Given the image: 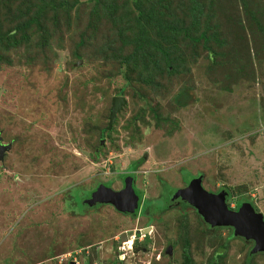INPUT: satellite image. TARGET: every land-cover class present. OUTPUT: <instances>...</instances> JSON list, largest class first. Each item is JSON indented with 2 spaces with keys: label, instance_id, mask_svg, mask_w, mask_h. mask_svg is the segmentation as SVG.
<instances>
[{
  "label": "rangeland",
  "instance_id": "374dc122",
  "mask_svg": "<svg viewBox=\"0 0 264 264\" xmlns=\"http://www.w3.org/2000/svg\"><path fill=\"white\" fill-rule=\"evenodd\" d=\"M96 1L50 11L47 32L34 25L8 52L0 44V56L12 60L0 63V132L11 144L0 159V264H182L185 238L191 264L216 252L226 253L220 264H264V252H250L252 240L209 229L190 207L152 220L85 204L100 182L119 190L125 172L145 203H162V181L177 190L188 172L202 173L209 191H229L231 207L253 200L264 214V0H141L157 9L153 17L210 36H158L178 71L163 62L155 83L137 81L139 65L127 81L120 62L135 47V1ZM9 5L0 1V32L14 26ZM182 88L193 101L180 108L173 97ZM117 95L127 103L108 129ZM145 227L153 232L143 242L136 229ZM169 241L173 256L163 252Z\"/></svg>",
  "mask_w": 264,
  "mask_h": 264
},
{
  "label": "trees",
  "instance_id": "16d2710c",
  "mask_svg": "<svg viewBox=\"0 0 264 264\" xmlns=\"http://www.w3.org/2000/svg\"><path fill=\"white\" fill-rule=\"evenodd\" d=\"M0 1L4 2L5 0H0ZM25 1L27 0H7V3L10 4L9 5L10 8H12V5L16 6L13 9L14 10L13 13L15 14L14 17L16 19H14L13 27H11L7 31L0 32V44L2 45V52L3 51L8 52L10 50L7 47V43L10 45L13 43L15 45H18L19 41H22L24 39L22 37L28 36L29 30L33 28L34 25L38 30L47 32L46 31L47 26H45L44 24L45 22L44 17L48 15L50 11H54L57 14L58 11L56 10L63 9L62 12L65 11L66 13H69L72 7L75 6L76 3H79V0H73V2H71V5L69 6L67 2L68 0L67 1L65 0H29V3H26ZM134 1H135L136 10H137V15H135V22L137 24L138 31L134 33L133 35L131 33L129 37V41L133 42L135 47H134V50H132V52L129 54L123 55L121 53V60H120L122 66L125 68V77L127 81L132 80L133 77L131 78V74L137 71L135 68L137 65L141 67V69L136 74L137 76L136 79L138 82H141L142 80H144L146 82L155 83L156 76L154 75V71H157L159 74L160 70H162L163 68L162 66L163 62H164L165 68H167L169 72L178 71V66H177L178 61L176 60L175 57L172 56V53H170L169 48L164 47L161 44V40L160 38H158V36L170 42L176 36L181 34L179 32H184L185 35H188L189 37L197 41L202 40V39L205 41H208L210 39V36L208 35V29L203 30L199 35L194 36L191 33L192 32L191 27H188L187 29L186 28L180 29V27L176 26L173 23V21L165 20L158 14H157L158 16L153 17V13L156 14L157 9L152 10V9L145 8L142 5L141 0H134ZM97 2L98 0L96 1V3ZM95 13L100 15V11L96 4H95ZM159 13H163L162 8H159ZM197 22L198 21L194 18L193 26H195ZM20 33L22 37H19ZM152 33H155V34H152ZM115 52H118V49ZM158 54H161L160 59L157 58ZM2 60H4V62L8 64L12 63V60H10V58L3 57V55L0 56V63L2 62ZM121 91H123V89ZM192 99H193V95L186 88L180 89L173 97V101L175 105L180 108L186 107L187 105H189ZM156 117L159 118L157 115ZM144 161H145L144 157L139 158L133 161L130 164L129 168L131 170H136L141 164L144 163ZM125 173L121 174L120 178H124L126 175ZM186 173L187 175L191 176V179L195 176L204 177L202 173H199L197 175L188 173V172ZM190 180H187L186 183L189 182ZM162 182L165 183V181H162ZM108 184L111 185L112 183L108 182ZM169 187L170 185L168 183L164 184V189H165L164 194L167 196V198L171 199V196L173 195V193L176 192L175 191L176 189L172 191L171 188L169 189ZM78 189H80L82 193H83V190L86 191V189H83L82 187L81 188L78 187ZM142 193L140 196H143ZM228 196H230V193ZM251 201L253 202V200ZM151 202H152L151 200L147 201L145 203V206L151 204ZM241 202L242 201H238L237 205L240 204ZM228 205L231 207L229 202H228ZM221 227H224V226H216L212 228H221ZM231 235H233L232 230H231ZM190 245L191 244L189 240L185 238L184 245H183L182 264H191L193 261ZM223 247L226 251L227 245L224 244ZM225 254H226L225 252H218V253L216 252L215 255L211 256L208 259L207 264H220L221 260L225 257Z\"/></svg>",
  "mask_w": 264,
  "mask_h": 264
},
{
  "label": "water",
  "instance_id": "95a60500",
  "mask_svg": "<svg viewBox=\"0 0 264 264\" xmlns=\"http://www.w3.org/2000/svg\"><path fill=\"white\" fill-rule=\"evenodd\" d=\"M124 95L113 98L108 129H111L117 114L126 105ZM11 144L3 143L0 132V159H3ZM175 198L187 201L197 209L203 220L211 227L224 226L233 229L234 236H240L253 241L252 254L264 252V214L256 210L252 201H243L238 209L228 205V191L223 189L218 192L209 191L204 187L203 177H193L188 185L178 188ZM87 202L109 203L122 212L134 213L139 208L140 197L134 186V178L128 175L125 186L116 190L111 186L101 183L92 193Z\"/></svg>",
  "mask_w": 264,
  "mask_h": 264
},
{
  "label": "flooded vegetation",
  "instance_id": "af4514ba",
  "mask_svg": "<svg viewBox=\"0 0 264 264\" xmlns=\"http://www.w3.org/2000/svg\"><path fill=\"white\" fill-rule=\"evenodd\" d=\"M127 174L125 175V177H127L128 175H132V174H128L129 172H126ZM131 173V172H130ZM125 177L124 178H121V181H122V187L120 188V189H122L124 186H125ZM133 177H134V186H135V189H136V191L137 192H139L138 194H139V197H142V198H140V202H139V208L134 212V213H129V212H122V211H120V210H118L114 205H112V204H109V203H96V204H92V205H90L88 202H87V200H89V198L91 197V193L90 194H88V196L85 198V204L88 206V207H90L91 209H97V208H99V207H101V206H104V205H110V206H112L113 208H115L116 210H118L119 211V213L120 214H122V215H124V216H131V218H133V219H136L137 217H140V216H144V217H148L149 219H152V220H154V219H158L160 216H162V215H164V214H166V213H168L169 211H171V210H173V209H176V210H179V211H181L182 212V207H190V208H192L199 216H201L199 213H198V211H197V209H195V208H193V206H191L189 203H187L186 201H184V200H182V199H180V198H173L174 197V194L176 193H173V195L171 196V199L170 198H167V196L164 194L165 192H164V184L165 183H167L166 181H165V183L163 182V185H162V193L160 194L161 196H160V199L162 200V203H160L159 202V200H158V202H157V200H156V202H154L155 201V199H154V201L153 200H151L152 202H151V204H149V205H147V206H145V202H144V194L138 189V187L136 186V177H135V175H133ZM100 183H102V182H100ZM99 183V184H100ZM188 183L189 182H185V186L186 185H188ZM104 184H106V185H108V186H111L110 184H108V182H104ZM98 187V185L97 186H95V188H97ZM95 188H93V189H91L90 190V192H92V190H95ZM220 190H223L222 188L220 189ZM220 190H218V191H220ZM88 191V190H87ZM177 191V190H176ZM217 191V192H218ZM141 193L143 194V196H140L141 195ZM228 195H229V193H228ZM229 197V196H228ZM228 199V198H227ZM243 202V201H242ZM241 202V203H242ZM162 205V206H161ZM238 207H239V204L236 206V207H231V208H234V209H238ZM143 211L145 212V215L143 214ZM201 218H202V216H201ZM203 219V218H202ZM204 221V220H203ZM205 222V221H204ZM205 224L207 225V227L209 228V229H214V228H212V227H210V225L208 224V223H206L205 222ZM228 229H230V230H232L233 231V229L231 228V227H227ZM153 232V230H151L150 232H149V230H148V227L146 228H138V229H136V235L137 236H140V234H143V242L144 241H146V237L148 236V233L150 234V233H152ZM131 235L132 234H130V233H126V232H124V233H122L121 234V236H120V239L122 240V241H127L128 240V242H130V237H131ZM135 238H136V236H135ZM134 244H135V240H133L132 241ZM132 247H134V249H139V247H140V245L139 244H137V245H132ZM142 248H144V249H146V247L145 246H141ZM175 249H176V244L174 243V242H171V241H169V242H167V245H166V247H165V249H163V252L166 254V255H170V256H173V254H174V252H175ZM119 251H117V253H118ZM182 261H183V259H182Z\"/></svg>",
  "mask_w": 264,
  "mask_h": 264
},
{
  "label": "crops",
  "instance_id": "0c3cea01",
  "mask_svg": "<svg viewBox=\"0 0 264 264\" xmlns=\"http://www.w3.org/2000/svg\"><path fill=\"white\" fill-rule=\"evenodd\" d=\"M192 101H193V99H192ZM192 101H191V102H192ZM191 102H190V103H191ZM225 190H226V189H225ZM248 201H249V200H248ZM253 202H254V201H253ZM255 207H256V205H255Z\"/></svg>",
  "mask_w": 264,
  "mask_h": 264
}]
</instances>
